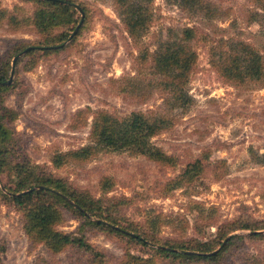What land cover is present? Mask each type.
<instances>
[{
	"label": "rangeland",
	"instance_id": "obj_1",
	"mask_svg": "<svg viewBox=\"0 0 264 264\" xmlns=\"http://www.w3.org/2000/svg\"><path fill=\"white\" fill-rule=\"evenodd\" d=\"M78 1L89 9L87 27L58 53L42 51L38 44L43 37L35 29L13 32L8 22L0 28V61L17 46L37 48L34 58L20 65L11 84L17 80V86L4 98L17 117L10 124L14 141L10 161L18 163L23 155L38 172L104 201L109 209L105 214L119 216L122 226H136L159 243L213 242L220 231L240 222L264 226V84L226 82L212 63L226 43L250 44L264 54V0H205L219 9L213 19L185 9L181 0H140L154 18L139 41L128 33L115 0ZM0 2L18 19H32L37 7L26 0ZM185 28L196 29L192 46L198 60L186 89L191 102L186 109L172 111L164 92L143 85L137 58L141 50L157 51L170 31ZM100 112L119 118L133 113L175 116L169 129L150 140L175 164L128 151L101 150L87 162L57 166V154L94 144L92 128ZM198 160L203 164L201 175L181 178ZM11 182L7 173H0L1 189L14 188ZM61 210L57 229L84 235L103 255L101 264H121L127 251L153 258L155 264H210L162 258L150 238L145 246L97 226L82 228L75 211ZM155 222H160L159 229L153 228ZM0 258V264H100L77 246L55 254L32 242L23 213L1 196ZM254 261L264 264V239H245L214 264Z\"/></svg>",
	"mask_w": 264,
	"mask_h": 264
},
{
	"label": "trees",
	"instance_id": "obj_2",
	"mask_svg": "<svg viewBox=\"0 0 264 264\" xmlns=\"http://www.w3.org/2000/svg\"><path fill=\"white\" fill-rule=\"evenodd\" d=\"M35 4L36 10L32 19H18L11 12L2 8L0 2V28L6 22L13 32L35 29L42 37L39 47L49 55L60 52L61 48L51 47L65 44L82 20L81 13L73 6L79 5L86 17L79 33L83 32L89 21V9L85 2L78 0H64L67 4L53 0H26ZM140 0H115V5L122 10L121 17L128 33L136 41L141 40L149 31L154 14L140 4ZM180 0H176L178 3ZM182 1V2H181ZM179 5L185 9L205 13L213 19L219 9L205 0H181ZM80 13V14H79ZM210 13V14H209ZM78 33V34H79ZM77 34V36H78ZM76 36V37H77ZM197 37L195 28H185L181 32L170 31L168 40L160 44L157 51L149 48L140 51L137 58L139 76L144 86L153 91L166 94L167 104L172 111L187 108L191 102L186 89L193 69L198 60L197 52L192 46V41ZM73 38L72 42L74 41ZM30 46H17L10 52V56L0 61V173H7L14 188L3 190L0 188L2 200L14 205L24 215V229L30 240L36 244H44L52 253L59 254L69 246H77L93 254L101 264L103 255L86 241L84 235L77 237L72 233H64L57 229L63 219L62 207L75 211L77 217L83 220L82 228L86 225L97 226L107 233L129 239L132 242L148 246L150 242L157 243L154 249L156 255L165 259L181 260L190 263L207 262L210 264L220 260L226 252L239 242L247 240L264 239V226L255 224L237 223L228 230H222L217 240L213 242H196L194 245L164 242L159 243L155 236L148 235L138 230L135 226H122L121 218L107 211L102 200L93 198L89 193H80L68 183L48 173L37 171V166L28 163L20 155L21 161L14 163L12 158L13 133L10 127L16 120V112L5 106V94L14 90L17 80L13 85L7 86L12 72L14 58ZM36 51L29 52L21 59L15 70L16 77L20 73V65L24 59L34 58ZM212 63L226 82L241 83L254 82L264 84V54L254 46L245 43H226V49L215 55ZM138 89V86L135 87ZM85 114L84 112L82 113ZM172 116V113L170 117ZM175 116H148L144 113H133L130 116L119 118L105 112L96 113L91 139L94 144L70 153H60L55 156L54 162L63 167L70 161L84 163L98 155L101 150L114 152L128 151L133 154L143 155L165 164H175V161L162 151L151 146V139L172 126ZM264 164V158L262 160ZM203 171V164L198 160L188 165L181 178H197ZM108 189L109 181L104 183ZM154 229L160 228V222L153 224ZM251 231L248 236L231 235L237 231ZM217 246H221L218 250ZM121 264H155L153 258H142L127 251ZM1 263V258H0ZM252 264H257L256 261Z\"/></svg>",
	"mask_w": 264,
	"mask_h": 264
},
{
	"label": "water",
	"instance_id": "obj_3",
	"mask_svg": "<svg viewBox=\"0 0 264 264\" xmlns=\"http://www.w3.org/2000/svg\"><path fill=\"white\" fill-rule=\"evenodd\" d=\"M53 1H54V2H59V3H61V4H67V2L64 1V0H53ZM73 6H74V7H75V8L81 13V15H82V20H81L80 24L77 26V28L75 29V31L72 33L70 39H69L65 44H63V45H61V46L51 47V49H58V48H62V47H64V46H66L69 42H71V41L73 40L74 37L77 36V34L79 33L81 27L83 26L84 21H85V17H86L84 11L82 10V8H81L79 5H73ZM36 49H37L36 47H29V48H27L24 52L20 53L18 56H16V57L14 58L13 63H12L11 77H10V80H9L8 82L5 83V85L10 86V85L13 83V80H14V77H15L16 66H17L19 60H20L23 56L27 55L29 52H31V51H33V50H36ZM261 233H262V232H261Z\"/></svg>",
	"mask_w": 264,
	"mask_h": 264
}]
</instances>
